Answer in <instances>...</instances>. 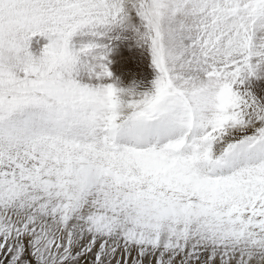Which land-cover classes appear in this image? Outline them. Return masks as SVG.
Listing matches in <instances>:
<instances>
[{"label": "snow or ice", "instance_id": "snow-or-ice-1", "mask_svg": "<svg viewBox=\"0 0 264 264\" xmlns=\"http://www.w3.org/2000/svg\"><path fill=\"white\" fill-rule=\"evenodd\" d=\"M261 71L264 0H0V264H264Z\"/></svg>", "mask_w": 264, "mask_h": 264}, {"label": "rangeland", "instance_id": "rangeland-1", "mask_svg": "<svg viewBox=\"0 0 264 264\" xmlns=\"http://www.w3.org/2000/svg\"><path fill=\"white\" fill-rule=\"evenodd\" d=\"M74 40L77 39V37L73 38ZM39 40L40 44L39 47L36 46L35 41ZM48 41L44 37H34L33 42L30 44V50L36 54L39 55V52L42 50V47L44 44H46ZM119 47H126L127 49V55L125 56L126 58V63L129 64L132 58L136 57L137 61L139 62V72L134 71V74H131L132 76H128L123 70L121 69L120 64H117V61L120 62V60L113 59L112 54L115 52L116 48ZM136 55V56H135ZM128 56V57H127ZM110 59L112 60L111 64V70L114 74L115 77L120 78L121 82L123 85L128 86L133 83V81L140 82L145 76H148V78H151V69L146 66V64L143 62L144 61V53L143 50L136 47L135 41L132 39H124L121 41H117L114 43L112 52L110 55ZM122 62V60H121ZM127 72V71H126ZM137 74V75H136ZM261 76V77H260ZM260 77V78H259ZM259 78V79H258ZM245 82L243 87L247 89L248 91H251L254 95L257 96L258 99H260L262 102H264V94H262L259 89L264 88V71H261L259 73L258 77H252ZM255 82V83H254ZM257 82V83H256Z\"/></svg>", "mask_w": 264, "mask_h": 264}, {"label": "bare ground", "instance_id": "bare-ground-1", "mask_svg": "<svg viewBox=\"0 0 264 264\" xmlns=\"http://www.w3.org/2000/svg\"><path fill=\"white\" fill-rule=\"evenodd\" d=\"M127 49L126 47H119V48H116L115 49V52L112 54L113 56V59H116V60H120V62L117 61V64H120L121 66V69L123 70V72H125L126 74H128V76H132L131 74H134V71L136 70V72H139V62L137 61V56L132 58L131 61L129 62V64H127L125 61H126V58L125 56L127 55ZM128 57V56H127ZM122 60V62H121ZM139 69V70H138ZM127 71V72H126ZM137 75V74H136ZM261 77V76H260ZM259 77V78H260ZM258 78V79H259ZM252 80V78H251ZM250 80V81H251ZM255 83V82H254ZM257 83V82H256ZM245 87V86H244Z\"/></svg>", "mask_w": 264, "mask_h": 264}, {"label": "clouds", "instance_id": "clouds-1", "mask_svg": "<svg viewBox=\"0 0 264 264\" xmlns=\"http://www.w3.org/2000/svg\"><path fill=\"white\" fill-rule=\"evenodd\" d=\"M133 39H135V38H133ZM50 47H60V46H58L57 45V42H55V41H52V42H50ZM39 57L37 58V60L39 61Z\"/></svg>", "mask_w": 264, "mask_h": 264}]
</instances>
